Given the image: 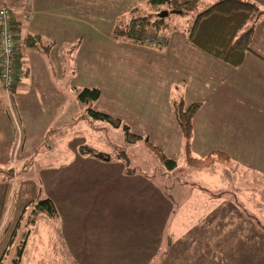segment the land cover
I'll list each match as a JSON object with an SVG mask.
<instances>
[{"label": "rangeland", "instance_id": "rangeland-1", "mask_svg": "<svg viewBox=\"0 0 264 264\" xmlns=\"http://www.w3.org/2000/svg\"><path fill=\"white\" fill-rule=\"evenodd\" d=\"M28 1L0 0V6L12 7L17 13L29 11L34 17L35 13L28 6ZM73 1L47 0V3L50 2L57 10L75 14ZM90 2L92 0H85L84 14L81 17L82 22H85L78 23L81 27H74L71 20H65L69 26L63 31L68 37L67 42L73 47L83 45L82 54L75 60L76 65L79 64L76 84L102 88L104 91L101 92L102 97L98 103L86 106L79 100L82 90L79 91L80 89L70 82L66 110L69 122L59 133L61 142L57 144L56 139L54 140L55 149L51 150L48 146V137L42 143L41 139H27L37 138L38 134L35 136L29 131L25 132L15 105L21 101L14 102L13 89L6 91L0 87V264H15L27 227V217L32 211L30 204L36 199H52L60 216L70 223L74 222L71 220L72 214H87L91 219L90 213H93L92 217L96 215V219L82 220L83 223L91 224L90 228H93V225L102 227L105 223L109 227L107 221L100 216L107 215L109 211L113 218L112 228L117 227L123 231L122 234L118 231L116 248L112 245L106 254L111 263H117L120 262L118 256L121 253L126 250L135 252L143 243L146 245L145 234L147 228L157 222V212L170 213L173 207L170 205L165 207L167 212L161 203L157 209L154 199L158 191H161V198L168 199L159 182L164 181L167 185L180 182L188 184L192 179L205 183L214 192L222 190V186L226 190L229 187L225 182L222 183L220 176L203 173L219 166L218 163L202 167L187 162L185 139L175 119L173 106L168 101L173 93L157 84L149 89L125 83V58L131 56L125 54L127 50L121 47H117V82L114 89L110 84L113 76H108L107 72L108 58L105 60L109 49L112 51L115 44H124L125 41L153 48L165 47L168 38L167 32L163 31L179 28L181 24L194 19L197 13H202V10H198L197 6L191 13L184 14L174 12L172 6L150 4L155 11L141 12L133 21H155L160 19L161 13L167 12L169 16L165 23L168 26L164 27V30L156 27L142 34L132 32L131 34H134L130 35L127 33L132 30L129 27L132 21L127 25L118 24L114 35L108 25L101 27L103 24L93 17V8L88 9ZM179 2L186 3L180 0ZM150 14H154L153 17L156 18H150ZM104 33H107V36H104ZM122 33L134 39L129 41ZM86 49V56L83 57ZM110 64L112 67V61ZM144 90H156L157 99L143 94L141 91ZM134 101L137 103H132ZM153 101L159 103H152ZM181 102L173 103L176 118V109L180 104H183L185 109L199 104L186 106ZM240 105L242 103H208V106L212 107L210 114L217 111L222 117L231 116L230 119L243 111ZM90 108L111 116L115 124L103 121L93 123L95 120L88 115ZM252 117L251 125L260 122L259 115ZM118 121L120 125L117 124ZM125 126L131 128L132 134L144 138L140 141H134L130 136L127 138ZM150 146L156 147L157 151ZM161 153L176 161L178 169L168 171L160 159ZM209 156L192 155L200 161ZM84 157H88L87 163L83 160ZM104 160L110 162L106 163ZM82 181L88 182L83 184ZM109 182L113 184L110 185ZM236 183L239 185V194L252 192L249 203L243 204L233 196L227 203L220 201L219 204H214L216 206L207 217H203L191 230V235L177 243L179 250L175 252L173 262L169 264H250L253 258H258V254L264 259V187L256 189L247 181L242 183L239 180ZM257 196L259 203H256ZM253 200L255 205L252 204ZM203 206V202L197 203L196 218L200 213H197V210ZM21 218L24 219L22 222ZM196 218L191 220V227ZM18 223L21 225L18 226ZM153 226L155 229L156 225ZM254 229L259 230V236L253 235ZM101 238L103 240L102 236ZM252 243L255 246H252ZM99 255L102 257L103 252Z\"/></svg>", "mask_w": 264, "mask_h": 264}, {"label": "crops", "instance_id": "crops-1", "mask_svg": "<svg viewBox=\"0 0 264 264\" xmlns=\"http://www.w3.org/2000/svg\"><path fill=\"white\" fill-rule=\"evenodd\" d=\"M150 1L92 0L88 9L93 8V17L98 23L103 24L101 27L108 25L112 34V31L116 32L118 24H129L141 12L153 13L155 9L150 5ZM180 1H198V10L203 12L220 0ZM244 1L253 3L264 11V0ZM73 2L75 14L57 10L50 2L47 3V0H29L28 6L35 13L31 21L20 20L21 13L16 11L19 19L15 24L19 84L14 91L12 90V98L14 102L21 101L15 105L25 132L29 131L35 136L38 134L37 138L27 139L29 141L41 139L42 143L48 137L50 142L48 146L51 150L56 147L53 145L55 139L57 144L61 142L59 133L69 122L66 110L70 82L74 83L73 86L78 87L79 91L93 88L76 84L75 77L79 74V64L76 65L75 60L82 54L83 45L73 47L67 42L68 37L63 31L69 26L65 20H71L74 27H81L78 23L85 22L81 19L85 0ZM3 7L14 9L0 6ZM150 16L152 19L156 18L153 17L154 14ZM192 20L181 24L179 28L163 31L167 32L168 38L165 47L153 48L127 41L124 44H115L105 57V60L108 58L109 61L107 72L108 76H113L110 84L115 89L117 47L125 48L127 50L125 54L131 56L125 58L127 76L125 83L149 89L157 84L161 88L169 89L173 94L168 101L173 106L176 120L173 103L182 101L186 106L193 103L201 104L193 123L192 155L207 157L222 153L228 156L231 160L230 165L219 164L203 173L220 176L222 183L225 182L230 188L226 190L222 186V190L214 192L205 183L192 179L188 184L180 182L167 185L164 181L159 182L168 199L161 198V191H158L154 199L157 209L160 203L164 209L170 205L173 206L170 213L157 212V222L153 224L156 225L155 229L153 225L147 228L146 245L143 243L135 252L126 250L125 253H121L118 256L120 262L117 263H111L110 257L106 254L112 245L115 247L118 231L120 234L123 231L117 227L112 228L113 218L109 211L107 215H100L107 221L109 227L105 223L102 227L93 225L94 229L90 228L91 224L82 222L96 219V215L92 217L93 213H90L91 219L87 214L85 216L72 214L71 220L74 221L72 223L64 221L59 212L56 219L40 214L36 223L25 229L20 242L24 244L19 264H169L173 262L175 252L179 250L177 243L191 235V230L203 217H207L216 206L214 204H219L220 201L227 203L233 196L243 204L249 203L248 199L251 198L252 192L239 194L237 190L239 185L236 181L250 182L256 189L264 187V16L255 26L251 52L238 68L219 61L190 43L186 30ZM104 36H107V33H104ZM86 52L87 49L83 57L86 56ZM0 87L4 89L1 83ZM97 89L104 91L102 88ZM141 92L153 99L158 97L155 94L156 90ZM208 103H242L240 106L243 111L230 119L231 116L222 117L217 111L210 114L212 107L208 106ZM213 108L218 109L215 106ZM258 115L260 122L251 125L252 116ZM95 122L98 121L93 123ZM87 159L88 157L83 158L86 163ZM109 184L112 185L113 182ZM257 198L256 203H259V196ZM199 201L203 202L204 206L197 210V213H200L196 218L195 209ZM252 204L255 205V200ZM167 211L165 209V212ZM193 218L196 219L191 227ZM257 231L259 232L258 229H254L253 235L259 236ZM101 251L102 257L99 255ZM257 257L253 258L250 264H264V259H261L259 254Z\"/></svg>", "mask_w": 264, "mask_h": 264}, {"label": "trees", "instance_id": "trees-1", "mask_svg": "<svg viewBox=\"0 0 264 264\" xmlns=\"http://www.w3.org/2000/svg\"><path fill=\"white\" fill-rule=\"evenodd\" d=\"M150 4L152 6H172L175 10L174 12H183L184 14L191 13L198 6L196 1L180 3L179 0H151ZM263 16L264 11L260 10L253 3L244 0H220L208 10L198 14L192 20L186 33L191 44L219 61L238 68L244 63L247 54L251 52V41L255 26ZM166 26L168 25L165 23V19H156L155 21L138 19L131 23L129 27L132 30L127 34L133 35L136 32L142 34L148 31V29L156 27L164 30ZM132 32L134 33L131 34ZM124 36L129 41L134 39L131 36ZM133 41L135 42V40ZM101 95V91L97 88H86L79 93V100L82 104L90 106L98 102ZM200 107L199 104H194L185 109L184 105L180 104L176 109L177 121L185 139V156L187 162L194 166L202 167L209 164L211 166L216 163L230 165V158L222 153L210 155L204 161L196 160L192 157L190 146L194 135L193 123ZM88 115L95 121H103L112 125L115 124L111 116L94 111L91 108L88 109ZM117 124L120 125V122L118 121ZM124 129L127 138L130 136L134 141L141 140L142 137L132 134L128 126H125ZM150 147L157 151L156 147ZM160 159L168 171L171 172L178 169L177 162L162 153L160 154ZM30 206L32 207V211L27 217V228L36 223V219L40 214L47 215L52 219L58 217L56 205L49 198L36 199ZM20 220L22 222L24 219L22 218ZM20 225L21 223H18V226ZM23 244L24 242L20 244L18 257L14 262L15 264H19Z\"/></svg>", "mask_w": 264, "mask_h": 264}, {"label": "built area", "instance_id": "built-area-1", "mask_svg": "<svg viewBox=\"0 0 264 264\" xmlns=\"http://www.w3.org/2000/svg\"><path fill=\"white\" fill-rule=\"evenodd\" d=\"M32 18V13L27 11L21 13L20 20L30 21ZM17 21L16 10L0 8V83L6 91L14 89L19 83L15 32Z\"/></svg>", "mask_w": 264, "mask_h": 264}, {"label": "water", "instance_id": "water-1", "mask_svg": "<svg viewBox=\"0 0 264 264\" xmlns=\"http://www.w3.org/2000/svg\"><path fill=\"white\" fill-rule=\"evenodd\" d=\"M179 13H181V12H179ZM168 16H169V13H167V12H163V13H161V14L159 15V18H160V19H166Z\"/></svg>", "mask_w": 264, "mask_h": 264}]
</instances>
